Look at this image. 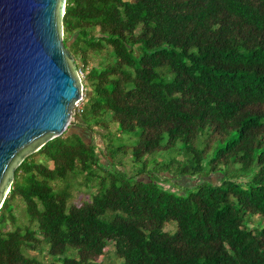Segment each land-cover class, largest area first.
<instances>
[{
	"label": "trees",
	"instance_id": "1",
	"mask_svg": "<svg viewBox=\"0 0 264 264\" xmlns=\"http://www.w3.org/2000/svg\"><path fill=\"white\" fill-rule=\"evenodd\" d=\"M62 24L103 148L64 131L17 166L0 264H264V0H66Z\"/></svg>",
	"mask_w": 264,
	"mask_h": 264
},
{
	"label": "water",
	"instance_id": "2",
	"mask_svg": "<svg viewBox=\"0 0 264 264\" xmlns=\"http://www.w3.org/2000/svg\"><path fill=\"white\" fill-rule=\"evenodd\" d=\"M66 0H0V208L17 166L60 136L83 97L63 42Z\"/></svg>",
	"mask_w": 264,
	"mask_h": 264
},
{
	"label": "rangeland",
	"instance_id": "3",
	"mask_svg": "<svg viewBox=\"0 0 264 264\" xmlns=\"http://www.w3.org/2000/svg\"><path fill=\"white\" fill-rule=\"evenodd\" d=\"M79 75H80V78H82V74L80 72H79ZM87 92L89 94V90H84L83 89V94H86ZM77 106H81V102H78L74 106V108L77 107ZM74 108H73V111H74ZM77 121H79L81 125H79L77 123ZM78 126L83 127V124L78 119V117H76L75 114L72 112V116H71V119H70V123L67 126V128H66L65 131H68V132L78 131V132H80V134L82 135V137L84 139L87 140L88 138H93L95 140V142L98 144V146L100 148H103V140H102V138L98 134H92L86 127H83V129H81ZM124 137L126 139L124 142H126L128 140V138H126V136H124ZM133 141H134L133 138H130L128 140L129 143H133ZM102 162L106 164L107 161L105 159H102ZM128 167L129 166H127L126 168H128ZM219 177H220L219 175H213V176H211L209 178V180L215 183V182H217L219 180ZM192 180H194V179H191V178H188V179L182 178V179H179L178 181H175V182H177L180 185H184V186H192V185L195 184V181H192ZM163 186L164 187H167V188H170V189H175L174 186H172L169 183H163Z\"/></svg>",
	"mask_w": 264,
	"mask_h": 264
}]
</instances>
